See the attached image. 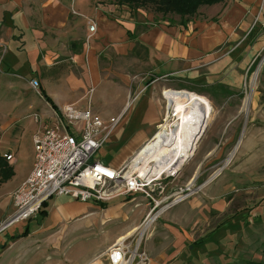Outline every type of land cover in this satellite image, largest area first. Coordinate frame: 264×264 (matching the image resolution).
Instances as JSON below:
<instances>
[{
	"label": "crops",
	"instance_id": "obj_1",
	"mask_svg": "<svg viewBox=\"0 0 264 264\" xmlns=\"http://www.w3.org/2000/svg\"><path fill=\"white\" fill-rule=\"evenodd\" d=\"M202 19L185 26L166 20L155 23L152 14L132 9L125 0H0V104L5 103L1 96L6 99L8 91L14 94L18 109H26L21 117L10 116L5 123L0 119V157L14 172L0 186V226L14 215L12 197L34 168V136L65 107L91 109L107 122L120 120L106 145L117 152L112 168L124 166L154 139L168 114L167 76L181 83L186 76L196 77V71L206 66L205 54L217 48L221 37L233 35L232 23L224 21L228 24L223 27L225 35L221 27ZM90 24L97 26L94 33ZM31 80L39 83L37 97L25 95ZM27 118L38 120L31 133ZM27 144L29 158L22 163ZM119 200L102 209L67 197L56 198L44 208L45 218L56 226L109 211L111 218L129 220L123 210L135 199ZM230 205L219 206L223 215ZM136 213L134 225L124 229L117 242L126 234L143 230L149 213L146 208ZM233 218L227 223L238 215ZM197 219L194 215L188 223L169 222L175 227L164 222V228H149L143 248L150 264H247L248 244L245 248L242 238L232 235L237 231L241 235L245 228L213 227L209 220L199 228ZM101 229L100 225L98 231Z\"/></svg>",
	"mask_w": 264,
	"mask_h": 264
},
{
	"label": "rangeland",
	"instance_id": "obj_2",
	"mask_svg": "<svg viewBox=\"0 0 264 264\" xmlns=\"http://www.w3.org/2000/svg\"><path fill=\"white\" fill-rule=\"evenodd\" d=\"M210 1L215 2L210 5L204 2L194 12L186 13L185 9L180 14L160 11L156 0L148 6H141L137 1L130 4L132 9L152 14L155 23L166 20L185 26L204 18L202 20L221 27L220 31L225 35L223 27L228 24L224 21L232 23L233 30L231 38L221 37L217 48L205 54L206 66L196 71V77L185 75L181 83L175 82V77L167 76L169 90L205 97L211 103L212 115L190 161L179 173L162 175L158 184L164 189L155 194L161 205L142 228H164V222L169 224L172 220L188 223L194 215L198 216L199 228L206 220L212 222L213 227L245 228L241 235L239 231L232 235L241 237L245 248L248 244L247 264H264V0ZM211 60L216 62L211 63ZM256 76V87L246 106L248 91ZM23 77L28 79L26 75ZM39 92L29 89L25 95L37 97ZM6 93V99L1 96L5 103L0 104L3 123L10 116L21 117L26 110L20 111L14 94ZM175 114L171 111L173 117ZM173 117L167 123L176 122L177 118ZM33 120H26L29 133L38 124L36 118ZM28 158L27 144L22 152V163ZM95 159L112 166L117 161V152L108 145L97 153ZM181 197L184 199L175 202ZM131 199H135L134 203L123 210L131 217L126 221L111 218L109 211H102L97 217L63 225L55 226L40 215L26 223L29 228H24V223L0 227V264H108V250L124 235V229L134 225L138 209L146 208L148 213L153 210L154 206L149 205L150 201L144 195L119 201ZM192 203L196 211L192 209ZM136 205L139 206L136 208ZM220 205H230L225 215L219 209ZM234 215H238V219L227 223L228 219L234 220ZM100 225L104 229L98 231ZM169 225L175 227V224ZM141 233L145 240L148 236L145 229L131 232L130 236L137 238Z\"/></svg>",
	"mask_w": 264,
	"mask_h": 264
},
{
	"label": "built area",
	"instance_id": "obj_3",
	"mask_svg": "<svg viewBox=\"0 0 264 264\" xmlns=\"http://www.w3.org/2000/svg\"><path fill=\"white\" fill-rule=\"evenodd\" d=\"M96 29L95 24H90L91 33ZM30 87L36 92L40 90L36 80L30 81ZM171 111L168 107L166 120L171 118ZM119 121L107 122L91 109L84 111L74 106L56 113L51 123L34 136V168L12 197L14 215L0 227L9 228L36 219L45 205L56 198L107 206L117 199L137 195L146 196L149 205L154 206L144 226L161 205L155 197L156 191L164 189L158 184L163 174L156 177L147 172L142 174L133 164L148 144L130 164L118 169L95 159ZM4 158L10 160L11 156L4 155ZM130 238L117 242L108 250V264H150L151 259L143 248V233Z\"/></svg>",
	"mask_w": 264,
	"mask_h": 264
},
{
	"label": "bare ground",
	"instance_id": "obj_4",
	"mask_svg": "<svg viewBox=\"0 0 264 264\" xmlns=\"http://www.w3.org/2000/svg\"><path fill=\"white\" fill-rule=\"evenodd\" d=\"M256 79L257 76L248 91L246 106L250 103L254 93ZM165 96L172 114L176 113V116L171 115L170 117L177 118V121L167 123L168 120H166V124L160 126L153 141L133 163L139 172L142 174L147 172L154 177L159 174H173L190 161L212 115L211 103L201 95L187 91L168 90ZM124 239L127 237L121 238V240Z\"/></svg>",
	"mask_w": 264,
	"mask_h": 264
},
{
	"label": "trees",
	"instance_id": "obj_5",
	"mask_svg": "<svg viewBox=\"0 0 264 264\" xmlns=\"http://www.w3.org/2000/svg\"><path fill=\"white\" fill-rule=\"evenodd\" d=\"M129 4L133 5L135 1L139 2V5L141 6H148L151 3L154 2V0H125ZM131 2V3H130ZM210 5L213 4L215 1L210 0H162L161 3L156 0V4L158 5V9L160 11H163L165 13L173 12V13H183V11L186 9V13L188 12H194L199 5H202V3ZM148 4V5H147ZM134 7V6H133ZM204 92V91H203ZM201 92V93H203ZM42 96L45 98V100L52 106V108L57 111V107L53 104L52 100L46 95L44 91H42ZM14 175L13 168L7 163L6 160L0 157V186L10 180ZM133 197V196H129ZM102 209L106 208V205H98ZM47 208V204L45 205ZM46 211L41 212V216L45 217Z\"/></svg>",
	"mask_w": 264,
	"mask_h": 264
},
{
	"label": "water",
	"instance_id": "obj_6",
	"mask_svg": "<svg viewBox=\"0 0 264 264\" xmlns=\"http://www.w3.org/2000/svg\"><path fill=\"white\" fill-rule=\"evenodd\" d=\"M203 135V134H202ZM202 135H201V137H202ZM201 137H200V140H201ZM185 166V164L184 165H182L178 170H177V173H179L181 170H182V168Z\"/></svg>",
	"mask_w": 264,
	"mask_h": 264
}]
</instances>
